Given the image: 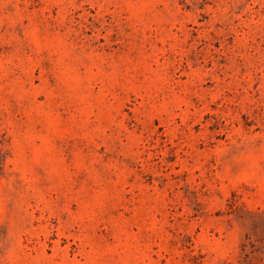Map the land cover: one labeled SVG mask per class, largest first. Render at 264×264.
Instances as JSON below:
<instances>
[{
  "label": "rangeland",
  "instance_id": "374dc122",
  "mask_svg": "<svg viewBox=\"0 0 264 264\" xmlns=\"http://www.w3.org/2000/svg\"><path fill=\"white\" fill-rule=\"evenodd\" d=\"M0 264H264V0H0Z\"/></svg>",
  "mask_w": 264,
  "mask_h": 264
}]
</instances>
